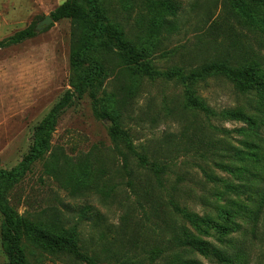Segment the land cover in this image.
Returning a JSON list of instances; mask_svg holds the SVG:
<instances>
[{
	"label": "rangeland",
	"instance_id": "obj_1",
	"mask_svg": "<svg viewBox=\"0 0 264 264\" xmlns=\"http://www.w3.org/2000/svg\"><path fill=\"white\" fill-rule=\"evenodd\" d=\"M65 1L0 0V41L37 26ZM101 1L130 39L146 42L150 38V0ZM179 1L178 16L169 17L174 26H166L150 38L153 51L149 59L159 70L190 69L227 59L235 67L258 62L264 74V32L229 13L231 0ZM71 30V20L62 19L21 44L0 49V169H12L22 161L33 144L35 128L71 89ZM108 68L99 94L126 100L121 108L123 124L135 143L163 160L168 158L167 150L175 151L167 175L170 193L158 192L155 176L141 168L136 158L130 157L128 164L123 161L109 134L112 122L96 115L93 99L86 95L60 117L51 144L58 155L69 158L66 171L74 176L79 166L95 169L97 187L74 195L70 187L46 172L42 161L10 192V204L28 218L52 223L56 230L78 226L83 248L89 253L96 249L105 262H113L128 252L141 259L145 249L156 245L161 230L152 200L158 195L163 202L159 213L173 194L201 217L219 223L236 201L246 206L235 219L239 227L223 233L210 226L207 233H196L230 251V264H264V99L255 92L239 91L224 76L211 77L200 89L208 105L217 111L243 108L257 125L250 128L243 121L218 117L208 120L183 109L182 88L174 80L145 77L140 81L120 65L117 55ZM198 126L205 127L204 133ZM206 133L216 146L241 147L257 153L260 160L251 154L238 161L237 148L231 146L222 157L217 153L222 150L212 149L206 159L182 149ZM244 140L250 142V148L241 144ZM121 148L127 152L123 145ZM235 165L246 170L230 172ZM97 215L103 219L99 221ZM2 220L0 213V264H9L2 247ZM43 256L42 264H82L67 253L43 252ZM192 256L203 264H224L200 251Z\"/></svg>",
	"mask_w": 264,
	"mask_h": 264
},
{
	"label": "trees",
	"instance_id": "obj_2",
	"mask_svg": "<svg viewBox=\"0 0 264 264\" xmlns=\"http://www.w3.org/2000/svg\"><path fill=\"white\" fill-rule=\"evenodd\" d=\"M149 2L152 24L148 30L150 38H154L166 26L170 29L174 26L169 17L178 16L181 3L179 0H150ZM228 10L241 23L264 32V0H231ZM50 15L54 22L62 19H69L72 22L71 89L35 128L33 144L22 161L12 169H0V213L3 216L1 240L9 264H42L43 252L67 253L82 264H143L146 260L149 264H156L158 261L165 264H203L192 256L195 251L213 256L224 264L232 263L233 254L230 251L214 246L196 232L207 233L209 227L213 226L223 233H229L234 227H239L235 219L240 216L241 211L246 209V206L236 201L232 202V208L225 210L224 221L219 223L212 218L201 217L187 205H183L181 198H176L173 194H169L170 199L164 202V208L159 213L158 207L163 202L162 197L158 195L152 200V211L160 220L161 230L156 245L150 250L145 249L141 259L140 256H130L128 252L126 256L121 254L120 258L113 262H105L96 249H91L89 253L83 248L78 226L56 230L52 223L28 218L10 204V192L24 180L37 162L42 161L46 172L63 185L70 187L74 195L97 187L96 179L93 177L98 178L99 173L95 169L92 171L88 166H79L75 169L76 176H74L72 171H66L69 158L58 155L51 144L52 135L60 117L76 100L83 99L86 95L92 97L96 115L101 119L108 118L112 122L109 134L115 144L116 152L123 161L128 164L130 157L136 158L141 168L155 176L159 186L158 192L161 190L169 192L167 175L172 164L169 159L175 151L167 150L168 158L163 160L156 153L150 152L148 148L137 145L130 130L123 124L125 117L121 113V108L123 105V107L126 106V100L121 102L117 101L114 95L109 97L107 93L103 96L99 94L109 70L108 64L114 55L118 56L120 65L136 75L140 81L145 77L150 80L159 77L174 80L182 88L183 109L191 111L196 117L203 115L208 120L213 117L239 120L247 123L250 128L257 125L254 117L246 113L243 108L217 111L208 105L206 99L201 96L200 89L214 76H224L233 82L239 91L255 92L264 99V74L258 62L240 64L235 67L227 59H217L190 69L176 67L166 71L159 70L149 59L153 51L152 39L149 38L146 42H142L143 39L139 38L130 39L122 25L109 17L101 0H67L56 7ZM35 27L29 26L1 40L0 49L21 44L35 37L37 35ZM197 128L204 133L205 127ZM241 144L247 148L251 147L248 140H244ZM122 145L127 152L121 148ZM225 145L227 146L223 149L216 146L211 139L209 141L206 133L202 137L193 139L191 143H186L182 149L197 158L204 159L213 153L212 149L213 151L222 150V154L217 152L222 157L225 152L229 153L231 147L237 148L238 161H244L252 154L241 147ZM217 153L214 152V155ZM252 155L260 160L257 153ZM241 170L246 168L235 165L231 166L229 171ZM173 189L176 188L173 187ZM148 192L153 198L154 194ZM97 218L99 221L103 219L101 215H97Z\"/></svg>",
	"mask_w": 264,
	"mask_h": 264
},
{
	"label": "water",
	"instance_id": "obj_3",
	"mask_svg": "<svg viewBox=\"0 0 264 264\" xmlns=\"http://www.w3.org/2000/svg\"><path fill=\"white\" fill-rule=\"evenodd\" d=\"M54 22L53 18L51 17V15H47L45 16V18L43 20H41L37 26L35 27V31L36 32H40L43 29L47 28L48 26H50L52 23Z\"/></svg>",
	"mask_w": 264,
	"mask_h": 264
},
{
	"label": "crops",
	"instance_id": "obj_4",
	"mask_svg": "<svg viewBox=\"0 0 264 264\" xmlns=\"http://www.w3.org/2000/svg\"><path fill=\"white\" fill-rule=\"evenodd\" d=\"M1 4V3H0Z\"/></svg>",
	"mask_w": 264,
	"mask_h": 264
}]
</instances>
